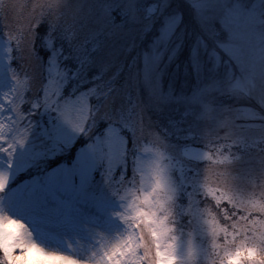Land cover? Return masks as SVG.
<instances>
[{
  "label": "rangeland",
  "instance_id": "374dc122",
  "mask_svg": "<svg viewBox=\"0 0 264 264\" xmlns=\"http://www.w3.org/2000/svg\"><path fill=\"white\" fill-rule=\"evenodd\" d=\"M0 112V249L48 192L120 222L84 238L115 260L264 264V0H0Z\"/></svg>",
  "mask_w": 264,
  "mask_h": 264
},
{
  "label": "bare ground",
  "instance_id": "6f19581e",
  "mask_svg": "<svg viewBox=\"0 0 264 264\" xmlns=\"http://www.w3.org/2000/svg\"><path fill=\"white\" fill-rule=\"evenodd\" d=\"M1 117L0 112V138H3ZM2 150L3 146L0 144V154ZM3 165L4 162L0 159V188L7 184L10 178L8 173L3 170ZM13 197V192L9 193L4 200L3 207L7 209V215H9L6 219L8 222L5 229L16 232L15 240L13 241L15 246L27 248L29 245H34L42 249L44 245L48 244V246H51L54 245V241H57L58 245L56 247H52L53 249H50V251L46 250L44 253L66 257V262H74V259L78 257L92 261V257H94L95 261L110 263L106 259L109 254L105 250H100L97 246L92 250L84 238L86 239L93 231L98 230L100 233L99 238L108 241L110 236L113 235L112 231L120 223L116 219L103 216L105 222L102 224L101 230L99 228L100 225L90 223L85 215L76 217L74 210L68 204L62 203L54 193H32L26 197L21 209L18 211L19 205L13 204ZM130 240L133 241L132 236ZM112 245L110 250L117 243H112ZM132 249H134L133 243ZM125 257H128V253L125 254ZM118 260L120 264L131 263L127 258ZM112 264H114V261Z\"/></svg>",
  "mask_w": 264,
  "mask_h": 264
},
{
  "label": "snow or ice",
  "instance_id": "6c2138e0",
  "mask_svg": "<svg viewBox=\"0 0 264 264\" xmlns=\"http://www.w3.org/2000/svg\"><path fill=\"white\" fill-rule=\"evenodd\" d=\"M252 224L254 227L258 226L260 230L264 232V222L253 221ZM131 251H133V249L125 244L116 245L113 247L111 254L106 256V259L110 264H112L113 261L114 264H120V261L118 259L114 260V258L117 256H124ZM0 254H2L4 259L8 261H11L14 258L17 261V264H46V262H58L67 259L66 257H60L55 254H46L34 245H29L27 248L13 246L9 249H0ZM252 259L259 260V257H253Z\"/></svg>",
  "mask_w": 264,
  "mask_h": 264
},
{
  "label": "clouds",
  "instance_id": "9594fccd",
  "mask_svg": "<svg viewBox=\"0 0 264 264\" xmlns=\"http://www.w3.org/2000/svg\"><path fill=\"white\" fill-rule=\"evenodd\" d=\"M208 207L211 208V210L213 212H216L217 218L221 220V223H224L223 217L225 215H228L229 219L234 221L236 219V216L242 215L243 212L246 211V209H235V210H233V206H230V205L225 206V207H220L219 209H217L215 202L210 204Z\"/></svg>",
  "mask_w": 264,
  "mask_h": 264
},
{
  "label": "trees",
  "instance_id": "16d2710c",
  "mask_svg": "<svg viewBox=\"0 0 264 264\" xmlns=\"http://www.w3.org/2000/svg\"><path fill=\"white\" fill-rule=\"evenodd\" d=\"M12 185V184H11ZM11 185H10V187H11Z\"/></svg>",
  "mask_w": 264,
  "mask_h": 264
}]
</instances>
